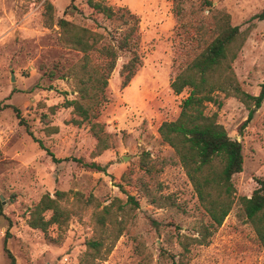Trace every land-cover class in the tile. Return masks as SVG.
<instances>
[{"label":"rangeland","instance_id":"1","mask_svg":"<svg viewBox=\"0 0 264 264\" xmlns=\"http://www.w3.org/2000/svg\"><path fill=\"white\" fill-rule=\"evenodd\" d=\"M96 1L140 18L142 60L122 88L121 70L131 55L120 53L98 119L106 146L101 152L90 124L64 106L66 99L79 97L69 70L83 62L84 53L60 43L58 21L103 35L98 48L114 43L128 27L95 13L86 0H0V107L11 106L0 111V264L10 261L3 250L8 230V248L18 264H264V247L238 203L264 179V102L248 106L220 92L215 96L220 105L208 104L207 114L217 113V122L243 145V172L233 178L235 204L220 227L159 134L162 123L179 117L190 93L176 95L172 79L218 36L223 13L240 30L232 63L237 82L244 92L259 95L264 20L256 16L264 0ZM71 3L78 10L66 15ZM89 55L102 64L98 51ZM12 107L20 110L24 125ZM90 163L105 172L87 168ZM58 193L65 196L58 199ZM47 196L58 200L68 220L45 234L29 220ZM106 208L111 215L103 221ZM51 216L52 211L45 214ZM101 239L103 252L111 251L93 261L87 243Z\"/></svg>","mask_w":264,"mask_h":264},{"label":"trees","instance_id":"2","mask_svg":"<svg viewBox=\"0 0 264 264\" xmlns=\"http://www.w3.org/2000/svg\"><path fill=\"white\" fill-rule=\"evenodd\" d=\"M88 6L97 14H102L107 19L118 18L128 30L113 37L114 43L98 45L104 39L88 28L77 26L66 19H60L58 26L61 29L60 43L67 48L84 53L83 62L69 70L70 76L75 81L79 97L66 99L64 106L73 108V112L82 118V122L90 124V130L98 140L100 152L106 149L102 146L103 125L98 122L100 109L106 102V90L109 86L111 74L117 67L121 52H129L131 57L121 70L123 77L122 88L129 86L139 69L142 60L139 54L140 44V18L125 8L114 9L96 0H86ZM73 2V0H72ZM208 5L212 3L206 1ZM52 11V5H47ZM77 11V7L71 3L65 14L69 11ZM177 14L179 9L177 8ZM264 20V9L256 16ZM216 28L218 36L171 82V89L176 95L189 89L190 93L181 104L179 117L175 121L164 122L159 127L162 140L169 144L179 158L186 175L191 181L198 200L206 213L210 216L216 227L223 225L225 219L232 211L235 201L236 188L233 178L243 172V145L237 139L231 138L225 128L217 122V113L207 114L208 104L218 103L216 95L224 93L227 97H235L242 103H253L260 108L264 102V83L258 96H252L244 92L237 82L232 63L235 60V48H238L240 30L230 24V16L223 13ZM237 44V45H236ZM240 47V45H239ZM98 51L102 64L92 62L90 53ZM69 74V73H68ZM54 73L51 74V77ZM67 75H63L65 78ZM220 105V104H219ZM10 108V105L0 107ZM24 125L25 121L19 109L12 107ZM253 111L242 128H246L251 121ZM81 122V121H80ZM87 168L99 172H105L104 167L97 163L86 165ZM258 187L252 196L241 197L238 201L243 214L246 216L258 236V240L264 247V179H257ZM65 193H58V199ZM129 201L135 206L138 203L133 197ZM52 211V216L46 219L45 214ZM105 216L111 215V210H104ZM1 215V203H0ZM68 220V212L64 210L58 200L49 196L41 200L36 210L32 213L29 225L47 234L52 225H62ZM120 236L113 239V244ZM11 238L9 230L3 241V250L10 260L8 264H18L15 256L8 248ZM89 254L93 261L103 259L111 251V248L103 252L105 240L89 241ZM165 256H169L164 252Z\"/></svg>","mask_w":264,"mask_h":264}]
</instances>
